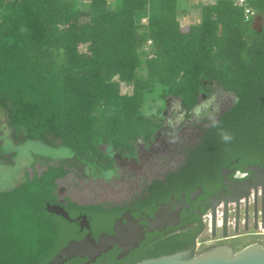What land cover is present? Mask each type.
Returning a JSON list of instances; mask_svg holds the SVG:
<instances>
[{"label":"trees","instance_id":"trees-1","mask_svg":"<svg viewBox=\"0 0 264 264\" xmlns=\"http://www.w3.org/2000/svg\"><path fill=\"white\" fill-rule=\"evenodd\" d=\"M246 1L260 30L233 0L202 4L192 24L178 18V0H87L85 6L79 0H0V119L18 141L56 140L94 174H104L113 154L134 155L135 142H147L161 126L147 113L152 105L159 103V114L166 97H178L188 116L199 92L214 83L233 92L234 102L207 123L179 167L146 186L161 198L198 186L213 191L221 168L264 163V0ZM69 167L59 160L0 191V264H50L61 246L78 238L76 215L91 222L105 215L102 204L69 199L64 209L71 221L46 209ZM100 227L92 222L94 232ZM188 244L185 235L121 262L112 254L105 258L134 263ZM82 262L73 257L61 264Z\"/></svg>","mask_w":264,"mask_h":264},{"label":"flooded vegetation","instance_id":"flooded-vegetation-1","mask_svg":"<svg viewBox=\"0 0 264 264\" xmlns=\"http://www.w3.org/2000/svg\"><path fill=\"white\" fill-rule=\"evenodd\" d=\"M159 129L160 127L157 130ZM155 132L152 134L150 140L147 141V144H149L151 140L156 138L158 133H155ZM193 136L195 138L194 134ZM189 138L190 140H192V137H189ZM198 138L196 137V139L193 140L194 144L198 141ZM174 145L176 144L174 143ZM169 146L168 147L164 146V147L170 150ZM142 147L143 146L140 145L139 147H137V149L140 148L141 150L143 149ZM148 147H150L151 150H153L154 147L156 148V146L154 145H150ZM164 147L160 148L159 146L158 149H163ZM172 149L175 152L176 148L172 147ZM182 154L183 155L179 158L174 157L173 160L171 159L172 162H169L168 160L170 165L175 166V168L172 170H175L184 161L185 153H182ZM136 155H137V150H135V154L132 156H122L119 154H116L115 156V154H113L112 159L114 161L115 158H117L121 166H128L129 170H133V169L138 168V166L133 160ZM157 161L158 159L151 160L145 163V170L142 173L143 175H145V177L148 175V173L150 174L157 173V174H154L156 176L159 174V171L162 170L161 169L162 166H160L159 164L160 162L158 163ZM78 162L81 165L83 164L84 169L86 168L85 173L87 172V174H90L91 177L96 176V174L92 172V168L88 164H86L85 162H81V161H78ZM67 163L71 165L69 161ZM245 166L241 168H234L233 166H225L227 167L228 170H230L228 172V177L230 179H237V178L243 179V178L248 177L250 172L245 169ZM172 170L164 171L162 172L161 176L151 178L149 182H147L144 185V187H142L141 189H138L136 192H110V194L99 193L98 202L84 201L80 203V202L74 201L70 199L68 195H65L63 192L62 193L59 192L58 184H57V188L55 190V195H56L55 203H47V204L59 205L60 207L64 209L66 200L69 199L70 201H73L81 205L82 204L83 205H95V204L103 205V208L105 209L104 210L105 215L104 216L94 215L95 219L92 220L93 223L96 221L99 224V226H102L99 228L98 231L94 232L92 230L91 219H89L86 214L80 213L76 215L72 221L78 226L79 233H78V238L71 239V240H78L82 238L89 231L91 233V236L94 237V239H97L100 234H108V235L119 234V236L120 235L122 236V237H118V241H119L117 242L118 244L113 245L112 248L108 249L106 252L102 253L100 256H98L95 259L94 262H96L98 259H101L99 264H109V262L105 258L107 254H112L116 262H121L128 256L151 250L153 247H155V244L160 243L162 241L174 239L175 241L178 242L182 240V238L185 235H189V244L187 247L174 250V251H168L166 253H162L156 256L170 254V253H174L180 250H187V249L192 248L193 246L192 238L194 235H195V240H194V253L195 254L204 252L212 247H216L220 245H228L232 247L233 250L235 251L249 243L260 242V238H259L260 236H256V235H261V234L250 233L252 236H249L247 235L248 232L246 231V230H250L251 228H254L255 224H256V228L259 227L262 216L264 220V211L263 212L260 211L259 200H258L257 211H256L255 216L253 213L254 203L250 201L251 203H249V207L251 206L252 208L251 216H249V213H250L249 211H248L247 216H245L244 212L242 211V214L240 215L239 213L238 215L237 223H235L234 210L231 215L229 213L230 211L228 210V215H227L228 222L229 220H231L232 224H229V223L226 224V233H227L226 236H223L222 234V225L217 224V222L222 223L223 214L220 219L217 218V216L215 215L214 220H213L214 223L212 224L211 217L207 215L208 213L211 214V209H210L211 207L208 204H205V202L209 198H211L209 200H212L226 193V192H222L223 194H220L218 192L222 188L221 181H220L219 187L210 192H204L203 189L200 186H198L188 192H184V191L168 192L167 196L161 198L158 196H154L151 192L147 191L146 186L152 181V179H162L164 178L165 173H168L169 171H172ZM112 171H113V168L109 169V172H112ZM25 175L30 176L29 174L26 173V171L23 172L22 176H25ZM98 176L101 178H104L105 175L101 173ZM221 180H222V177H221ZM226 187L227 186L225 185L224 189ZM58 194H61L60 198L58 197ZM102 196H106V198L108 199L106 198L101 199L103 198ZM212 196L214 197L212 198ZM219 205H222V202H220V204H218L216 208ZM249 207H248V210H249ZM221 212H222V208H221ZM215 214H216V209H215ZM81 215L86 216V219L90 226L89 229L80 228L77 217H80ZM106 219L110 223L106 225V227H104L102 223H104ZM260 227L262 228L264 227V225ZM139 233H142V238L138 240L137 245L133 247L132 249H130L129 251H127L122 256H120L122 252V248L120 247V245H123V243H126V240H131L132 238H135ZM156 256H147V257H143L142 259L156 257ZM78 258L82 259L83 261L82 263L85 264L86 262L85 257H78ZM94 262H91V263H94ZM134 263H126V264H134ZM87 264H90V263H87Z\"/></svg>","mask_w":264,"mask_h":264},{"label":"rangeland","instance_id":"rangeland-1","mask_svg":"<svg viewBox=\"0 0 264 264\" xmlns=\"http://www.w3.org/2000/svg\"><path fill=\"white\" fill-rule=\"evenodd\" d=\"M116 1L110 0V4L114 5ZM79 2L83 6L87 5V0H79ZM212 2L214 0H178V18L184 24L197 23L200 20V6ZM183 9L186 10L187 14H182ZM130 89V85L121 84L122 91L129 92ZM234 100L235 95L233 92L210 83L208 91L199 92L198 101L190 110L188 116L184 115V109L181 108L178 97H166L162 111L159 114L156 113V106L159 103H155L147 113L151 117L158 118L161 121V126L155 132L158 133L156 138L151 140L149 144L140 138L135 142L137 155L133 160L138 168L129 170L128 166H121L119 160L115 158L112 165L113 171L104 172V178L99 177L96 172L94 177H91L87 172L85 173L86 168L84 169L83 164L81 165L73 158L71 150L60 145L55 146L58 142L56 140L53 141L54 145L35 139L18 141L20 137H13V129L3 117L0 119V147L4 153L0 157V190H6L16 185L15 183L25 178V176H22L25 171L29 175L34 170L40 173L46 168V165L55 164L58 160L66 159L67 162L71 163L69 171L64 177L57 180V184L59 192H63L74 201L80 203L84 201L98 202L99 193L136 192L144 187L151 178L159 177L162 172L174 169L175 166L170 165L169 162H172L174 157H181L186 148L194 144L193 140L201 135L207 123L213 121ZM189 137H192V140ZM140 145L143 146L141 150L140 148L137 149ZM150 145H154L156 148L154 147L151 150L148 147ZM159 146L160 148L169 146L170 150L166 147L158 149ZM172 147L176 148L175 152ZM99 149L104 151L106 145L100 144ZM157 159V162H160L159 164L162 166V170L159 171L157 176L154 175L157 173H148L145 177L142 174L145 170V163ZM60 195L58 194L59 198ZM102 197L101 199L106 198V196ZM233 210L234 207L230 206V215ZM242 211L243 206L240 208V215ZM248 211L250 212L249 216H251V206ZM247 232L249 236H252L250 233L261 234L256 236H260V242L264 244V234L261 233L264 231L262 229L260 230L259 227L251 228Z\"/></svg>","mask_w":264,"mask_h":264},{"label":"water","instance_id":"water-1","mask_svg":"<svg viewBox=\"0 0 264 264\" xmlns=\"http://www.w3.org/2000/svg\"><path fill=\"white\" fill-rule=\"evenodd\" d=\"M260 18L257 16L252 21V26H256L258 30L261 29ZM116 156V154H115ZM236 161V160H234ZM233 161V162H234ZM245 169L250 172L249 176L243 179H230L228 172L230 170L227 167L220 169L222 175L221 185L222 188L218 191L220 194L226 192L224 196L226 199L222 205L223 224L222 234L226 236V217L228 215L227 201H231L234 207L235 223L238 222V215L240 211V199L244 198L243 212L244 215L248 214L249 197L252 193V202L254 203V216L257 211V204L259 200L260 211H264V163H255L252 165H246ZM227 186L224 189V186ZM260 186V194L258 195L257 187ZM253 190V191H251ZM214 196H212L213 198ZM220 198V197H217ZM214 198V199H217ZM211 199V198H209ZM207 200L205 204H208L211 208L212 224L214 223L215 204L211 200ZM46 209L49 212L60 215L66 220L71 221L72 219L68 216L65 209L59 205H46ZM80 228L89 229L90 226L85 215L77 217ZM264 225L263 216L260 220V226ZM256 228V224L255 227ZM149 229V228H148ZM247 231V230H246ZM118 237H122L119 234H100L97 239L91 236L90 231L87 232L82 238L78 240H69L59 251L49 260L50 264H61L66 260L73 257H85L87 263L94 262L95 259L108 249L112 248L113 245L118 244L115 240ZM142 238V233H139L135 238L126 240V243L120 245L122 252L120 256L125 254L127 251L135 247L138 240ZM194 240L195 235L192 238V248L187 250H180L174 253L160 255L156 257H150L142 259L134 264H264V244L260 242L249 243L238 250H233L228 245H220L212 247L204 252L195 254L194 253Z\"/></svg>","mask_w":264,"mask_h":264},{"label":"bare ground","instance_id":"bare-ground-1","mask_svg":"<svg viewBox=\"0 0 264 264\" xmlns=\"http://www.w3.org/2000/svg\"><path fill=\"white\" fill-rule=\"evenodd\" d=\"M257 189H258V195L260 194V186H258L257 187ZM251 191H253V190H251ZM251 195H252V193L250 194V197H249V201L251 200ZM225 199H226V196H224V195H221L220 196V198H217V199H212L211 201L215 204V209H216V214H214V217H215V215L217 216V218H221L222 217V214H221V212H220V210H219V207H222V205H223V203H224V201H225ZM220 202H222V205H219L217 208H216V206L218 205V204H220ZM240 205L241 204H243V202H244V198H241L240 199ZM227 203V208H228V210H229V206L232 204V202L231 201H227L226 202ZM209 217H211V214L209 213V215H208ZM211 219H212V217H211ZM214 220V219H213ZM222 223H223V219H222ZM222 223H219V222H217V224L218 225H222ZM226 224H228V216L226 217ZM132 235V234H131ZM116 242H119L118 241V239H116L115 240Z\"/></svg>","mask_w":264,"mask_h":264},{"label":"built area","instance_id":"built-area-1","mask_svg":"<svg viewBox=\"0 0 264 264\" xmlns=\"http://www.w3.org/2000/svg\"><path fill=\"white\" fill-rule=\"evenodd\" d=\"M237 5H240V6H242L243 7V18H244V20L245 21H253L254 20V18L256 17V15H255V12L253 11V9L247 4V1L246 0H233ZM143 21H144V19H142ZM251 200H252V198H251ZM250 200V201H251ZM230 206H233V205H230ZM229 206V207H230ZM221 208L222 207H219V210H220V212H221ZM221 214H222V212H221ZM207 215H209V213L207 214ZM229 224H232V221L231 220H229V222H228ZM259 229L261 230H263L264 231V228H261L260 226H259ZM261 233H264V232H261Z\"/></svg>","mask_w":264,"mask_h":264},{"label":"crops","instance_id":"crops-1","mask_svg":"<svg viewBox=\"0 0 264 264\" xmlns=\"http://www.w3.org/2000/svg\"><path fill=\"white\" fill-rule=\"evenodd\" d=\"M183 13L187 14L186 10L183 9V10H182V14H183ZM37 173H38V172H37Z\"/></svg>","mask_w":264,"mask_h":264}]
</instances>
